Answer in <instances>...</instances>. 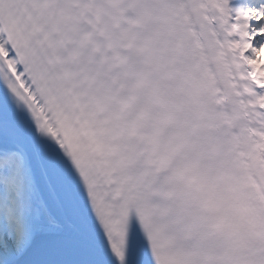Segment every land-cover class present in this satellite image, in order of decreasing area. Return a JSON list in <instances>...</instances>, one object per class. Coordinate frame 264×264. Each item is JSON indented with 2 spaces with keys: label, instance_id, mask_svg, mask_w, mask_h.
<instances>
[{
  "label": "snow or ice",
  "instance_id": "1",
  "mask_svg": "<svg viewBox=\"0 0 264 264\" xmlns=\"http://www.w3.org/2000/svg\"><path fill=\"white\" fill-rule=\"evenodd\" d=\"M0 264H264V0H0Z\"/></svg>",
  "mask_w": 264,
  "mask_h": 264
}]
</instances>
